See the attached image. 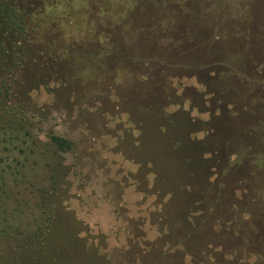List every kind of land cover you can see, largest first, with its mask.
Returning a JSON list of instances; mask_svg holds the SVG:
<instances>
[{"label":"rangeland","instance_id":"374dc122","mask_svg":"<svg viewBox=\"0 0 264 264\" xmlns=\"http://www.w3.org/2000/svg\"><path fill=\"white\" fill-rule=\"evenodd\" d=\"M19 1L0 264H264V0Z\"/></svg>","mask_w":264,"mask_h":264},{"label":"trees","instance_id":"16d2710c","mask_svg":"<svg viewBox=\"0 0 264 264\" xmlns=\"http://www.w3.org/2000/svg\"><path fill=\"white\" fill-rule=\"evenodd\" d=\"M23 2L19 0H0V23L8 27V31L3 37V44H0V50L3 51L4 45L9 49L8 53L20 43L24 41V37L29 33L31 28L28 27V22L25 18V13L30 11L29 8L23 6ZM19 66V63L12 61V68L1 69L0 67V106L3 105L2 100L6 101V96L9 93L7 81L12 76L13 70ZM1 113V111H0ZM50 139L55 147L60 151H67L71 148V142L61 136L51 135Z\"/></svg>","mask_w":264,"mask_h":264}]
</instances>
